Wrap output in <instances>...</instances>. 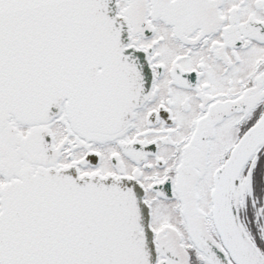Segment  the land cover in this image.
Masks as SVG:
<instances>
[{"label": "snow or ice", "instance_id": "1", "mask_svg": "<svg viewBox=\"0 0 264 264\" xmlns=\"http://www.w3.org/2000/svg\"><path fill=\"white\" fill-rule=\"evenodd\" d=\"M0 264H264V0H0Z\"/></svg>", "mask_w": 264, "mask_h": 264}]
</instances>
